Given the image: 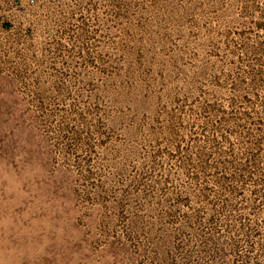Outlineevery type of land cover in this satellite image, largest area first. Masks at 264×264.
Instances as JSON below:
<instances>
[{
  "label": "rangeland",
  "instance_id": "rangeland-1",
  "mask_svg": "<svg viewBox=\"0 0 264 264\" xmlns=\"http://www.w3.org/2000/svg\"><path fill=\"white\" fill-rule=\"evenodd\" d=\"M36 1L0 18V264H207L244 164L219 212L264 264V0Z\"/></svg>",
  "mask_w": 264,
  "mask_h": 264
},
{
  "label": "trees",
  "instance_id": "trees-1",
  "mask_svg": "<svg viewBox=\"0 0 264 264\" xmlns=\"http://www.w3.org/2000/svg\"><path fill=\"white\" fill-rule=\"evenodd\" d=\"M255 170H263L261 167L264 164V159L259 155H256L253 160L248 162ZM237 173H230L225 175L223 178H218L217 183V193L218 198L226 196V203L223 204V201H218V204L214 203L217 198H214V201H207L206 206V219H198L197 217L193 218L192 224L197 229L198 234L196 238L202 241V244L206 247V250H211L212 257L210 258L207 264H220L227 259L226 252H229L230 255H234L233 264H259V261L254 262L253 259L246 256L242 257L239 253L238 247V238L243 237L244 234L252 236L256 234V228L250 229L246 226L244 216L237 214L236 217H233L234 220L226 221L221 220V213L219 211L227 210L232 213L233 209L237 211L238 200L243 195V186L239 184L241 178H244L245 173L248 171V166L246 164L238 168ZM207 190H202L203 195H207ZM237 204V205H235ZM246 207L252 209L256 207V202H246ZM220 209V210H219ZM219 212V213H218ZM226 237V241L221 245L219 240L221 237ZM260 243V241L258 242ZM262 257V256H261ZM188 260V259H187ZM226 263V261H225Z\"/></svg>",
  "mask_w": 264,
  "mask_h": 264
},
{
  "label": "built area",
  "instance_id": "built-area-1",
  "mask_svg": "<svg viewBox=\"0 0 264 264\" xmlns=\"http://www.w3.org/2000/svg\"><path fill=\"white\" fill-rule=\"evenodd\" d=\"M37 6L36 0H0V18L4 24L5 18H20L28 16L31 11ZM6 27L10 25L14 27V23L7 22Z\"/></svg>",
  "mask_w": 264,
  "mask_h": 264
}]
</instances>
